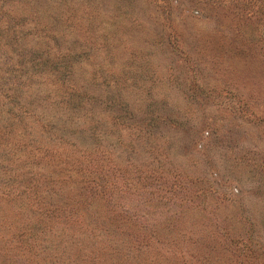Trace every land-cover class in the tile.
Listing matches in <instances>:
<instances>
[{"label":"trees","instance_id":"obj_1","mask_svg":"<svg viewBox=\"0 0 264 264\" xmlns=\"http://www.w3.org/2000/svg\"><path fill=\"white\" fill-rule=\"evenodd\" d=\"M14 1L0 0V264H252L241 230L192 219V198L150 186L163 166L118 160L116 144L130 154L136 137L159 149L157 117L116 113V71L81 83L71 52L50 34L42 44ZM125 122L138 135L121 138Z\"/></svg>","mask_w":264,"mask_h":264},{"label":"rangeland","instance_id":"obj_2","mask_svg":"<svg viewBox=\"0 0 264 264\" xmlns=\"http://www.w3.org/2000/svg\"><path fill=\"white\" fill-rule=\"evenodd\" d=\"M9 4L25 21L39 20L42 44L50 34L52 50L71 52L84 85L96 88L95 68L116 71V86L108 85L116 113L143 123L157 117L159 149L136 137L130 154L116 144L118 160L163 166L161 176L151 174V187L161 183L192 198V219L241 230L236 243L255 244L252 264H264V0ZM128 122L121 138L138 135ZM131 207L146 210L136 200ZM169 210L164 206L162 219Z\"/></svg>","mask_w":264,"mask_h":264}]
</instances>
